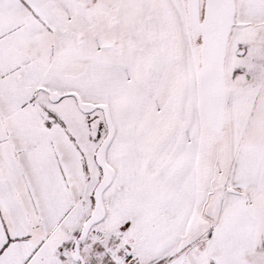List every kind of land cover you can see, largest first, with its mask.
I'll return each mask as SVG.
<instances>
[{
  "label": "snow or ice",
  "instance_id": "1",
  "mask_svg": "<svg viewBox=\"0 0 264 264\" xmlns=\"http://www.w3.org/2000/svg\"><path fill=\"white\" fill-rule=\"evenodd\" d=\"M0 264H264V0H0Z\"/></svg>",
  "mask_w": 264,
  "mask_h": 264
}]
</instances>
